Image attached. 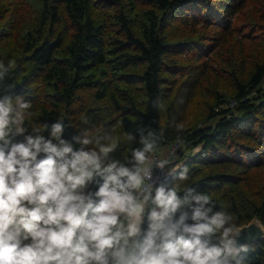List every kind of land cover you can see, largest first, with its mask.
Segmentation results:
<instances>
[{"label": "trees", "instance_id": "trees-1", "mask_svg": "<svg viewBox=\"0 0 264 264\" xmlns=\"http://www.w3.org/2000/svg\"><path fill=\"white\" fill-rule=\"evenodd\" d=\"M0 62V101L31 104L28 134L114 140L102 166L132 167L142 138L182 141L166 188L264 226V0H0ZM247 246L244 264H264V241Z\"/></svg>", "mask_w": 264, "mask_h": 264}, {"label": "clouds", "instance_id": "clouds-1", "mask_svg": "<svg viewBox=\"0 0 264 264\" xmlns=\"http://www.w3.org/2000/svg\"><path fill=\"white\" fill-rule=\"evenodd\" d=\"M17 104L20 111L11 98L0 101V264H244L240 253L248 246L236 247L240 229L231 215L205 207L209 195L190 189L181 199L175 186L163 185L152 195L145 165L153 142L141 139L132 167L119 160L102 166L114 140L97 139L94 148L74 151L61 139L60 123L52 126L51 138L41 134L46 125L28 134L31 104ZM74 139L93 143L87 134ZM96 177L103 183L86 193ZM149 201L148 226L137 240Z\"/></svg>", "mask_w": 264, "mask_h": 264}, {"label": "built area", "instance_id": "built-area-1", "mask_svg": "<svg viewBox=\"0 0 264 264\" xmlns=\"http://www.w3.org/2000/svg\"><path fill=\"white\" fill-rule=\"evenodd\" d=\"M233 102L230 103V106ZM182 141H176L170 144H165L154 148V150L148 155L149 159L146 167L149 168L151 179H146V185L152 186V195L154 196V189L157 186H167L172 176L173 165L176 163V159L179 156V152L183 149ZM163 163V167H158ZM143 197L141 196V199ZM148 203L151 204V201Z\"/></svg>", "mask_w": 264, "mask_h": 264}, {"label": "water", "instance_id": "water-1", "mask_svg": "<svg viewBox=\"0 0 264 264\" xmlns=\"http://www.w3.org/2000/svg\"><path fill=\"white\" fill-rule=\"evenodd\" d=\"M240 229L236 247L264 241V226L257 218H253L248 223L238 226Z\"/></svg>", "mask_w": 264, "mask_h": 264}, {"label": "rangeland", "instance_id": "rangeland-1", "mask_svg": "<svg viewBox=\"0 0 264 264\" xmlns=\"http://www.w3.org/2000/svg\"><path fill=\"white\" fill-rule=\"evenodd\" d=\"M207 124H208V125H212V124H213V120L209 121ZM199 147H200V146H196V147L192 148L191 150L188 149V150L186 151V153L192 152V154H193V153H195L196 151L199 150Z\"/></svg>", "mask_w": 264, "mask_h": 264}, {"label": "crops", "instance_id": "crops-1", "mask_svg": "<svg viewBox=\"0 0 264 264\" xmlns=\"http://www.w3.org/2000/svg\"><path fill=\"white\" fill-rule=\"evenodd\" d=\"M148 204V203H147ZM147 204L145 205V211L147 210ZM138 240V237L136 238Z\"/></svg>", "mask_w": 264, "mask_h": 264}]
</instances>
